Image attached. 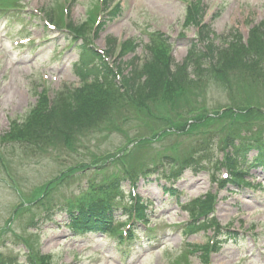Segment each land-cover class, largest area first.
I'll return each instance as SVG.
<instances>
[{
    "label": "rangeland",
    "instance_id": "374dc122",
    "mask_svg": "<svg viewBox=\"0 0 264 264\" xmlns=\"http://www.w3.org/2000/svg\"><path fill=\"white\" fill-rule=\"evenodd\" d=\"M191 3L202 8L208 24L203 31L185 22ZM261 22L264 0H0V254L6 261L264 264V170L247 175L253 186H220L229 164L224 161L230 149L224 147L226 137L260 134L264 140V55L259 53L251 66L238 60L221 79L209 71L220 64L222 49L234 55L243 45L247 52L252 39L259 50V34L251 30ZM75 33L101 50L113 41L134 39L139 46L123 58L129 62L147 56L155 34L159 47L170 39L162 52L176 63L185 61L195 43L204 50L199 38L215 47L209 46L213 57L189 62L193 81L177 85L170 99L162 84H148V96L131 123L119 117L113 122L112 106L106 111L110 120L88 134L86 128L77 130L70 144L39 150L9 141L10 122L28 119L40 91L54 97L64 87L81 85L79 54L70 46ZM163 126L171 130L160 133ZM130 147L129 158H121ZM164 154L183 160L184 167L164 160ZM142 156L146 164L161 162L160 173L140 177L134 189L126 180H115ZM112 177L124 192V203L135 196L149 205L148 223L137 222L136 240L124 245L109 233L73 235L62 212L66 203H75L92 181ZM170 185L173 194L166 192ZM125 213L116 211L117 225L128 224ZM226 229L238 235L232 239ZM213 239L219 241L216 247Z\"/></svg>",
    "mask_w": 264,
    "mask_h": 264
},
{
    "label": "trees",
    "instance_id": "16d2710c",
    "mask_svg": "<svg viewBox=\"0 0 264 264\" xmlns=\"http://www.w3.org/2000/svg\"><path fill=\"white\" fill-rule=\"evenodd\" d=\"M202 13L199 6H195L193 11L191 9L188 11L189 23L200 26L201 31L208 27V24L202 23ZM251 33L259 34L257 39L259 50L258 48L254 49L252 39L246 46H251L253 49L247 52L243 45L238 50L233 46L236 48L235 52L237 51L234 55L229 52V48L219 49L221 50L220 64H213V69H209L213 76H218L221 79V74L238 60H242L245 64L251 66L257 60L255 57L259 53L264 55V22L259 26H255ZM203 41L206 44L205 51L198 50L197 45L194 44L183 64L175 63L170 54L162 52L167 48L165 46H163L164 48L159 47L160 43L156 44L150 60L137 73L135 63L132 64L133 67L130 72L128 69L121 67V63L124 61L120 62V65L112 67L106 61L103 53L89 47L87 41L83 38L81 43L76 44L79 53V65L83 67V69H79L80 78H91L97 84L92 83V89L86 87L76 92L68 91L66 96H61L53 101L47 96H42L33 111V115L25 123H13L8 135L9 140L40 141L42 147L56 146L58 143L63 144V141L65 144H70L76 138L77 130L86 128L89 130L86 133H90L94 127L100 126L101 122L110 120L106 111L112 106L113 122L115 117H119L120 121L125 120L124 118L129 120L133 111L140 112V105L143 103L144 98L148 96V84H162V91L166 100H168L172 97V92L177 85L183 86L187 81H193L191 73L194 68L189 62L193 58L200 60L203 57H213L209 46H215L204 38ZM113 45L115 46L114 41ZM114 46L111 44L107 50L108 55L113 54ZM134 48L135 44L133 45L132 41L126 42L123 46L122 58L133 53ZM259 72L262 73L263 70ZM99 77L104 78V81L100 82ZM142 78H144V81L140 85V79ZM73 101L77 102L73 104ZM39 134L41 137L39 136L38 140L36 138ZM42 134L47 135L43 138ZM224 144L225 148H230L227 150L225 157V164L229 163L230 178L222 180L221 184L232 183L238 186L242 184L252 186V183L246 180V176L255 168L264 169V140L260 139V134L252 138L244 137L242 139L226 137ZM41 145H38V147L41 148ZM251 152L256 153L250 158L249 154ZM93 193L89 195L92 197H85L75 206L65 210L69 228L76 234L106 230L109 217L118 208L114 205L115 197L113 196H115V193L112 196L104 188L95 189ZM94 195H99V197L96 198ZM147 207L148 205H144L142 202L136 204L135 210L140 219H145L148 216ZM198 220L197 218L194 219V221ZM218 243L219 241L216 242V246ZM3 258L5 256L0 254V264H6Z\"/></svg>",
    "mask_w": 264,
    "mask_h": 264
}]
</instances>
